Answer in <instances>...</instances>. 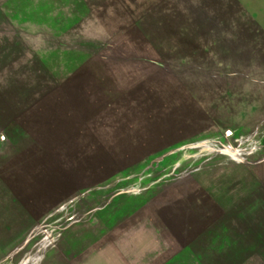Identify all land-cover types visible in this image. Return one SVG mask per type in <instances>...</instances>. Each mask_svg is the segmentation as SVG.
<instances>
[{"label": "rangeland", "instance_id": "1", "mask_svg": "<svg viewBox=\"0 0 264 264\" xmlns=\"http://www.w3.org/2000/svg\"><path fill=\"white\" fill-rule=\"evenodd\" d=\"M0 264H264V0H0Z\"/></svg>", "mask_w": 264, "mask_h": 264}]
</instances>
